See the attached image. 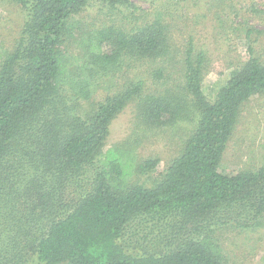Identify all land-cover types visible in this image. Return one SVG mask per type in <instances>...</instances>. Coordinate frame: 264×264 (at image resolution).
Wrapping results in <instances>:
<instances>
[{
	"label": "trees",
	"instance_id": "trees-1",
	"mask_svg": "<svg viewBox=\"0 0 264 264\" xmlns=\"http://www.w3.org/2000/svg\"><path fill=\"white\" fill-rule=\"evenodd\" d=\"M10 1L22 6L26 20L14 48L0 50V248L18 238L16 247L32 248L40 264H229L213 217L240 207L246 226L264 221V165L240 173L220 168L243 105L264 93V62L251 57L231 72L212 102L203 91L207 56L189 40L183 90L200 121L149 187L134 178L154 171L160 160L138 161L124 145L107 148L110 126L134 100L146 126L179 121L186 106L175 95L144 93L139 81L97 103L91 116L78 107L118 88L116 78L130 59L170 55L162 12L127 32L116 25L84 28L76 18L93 2L117 9L132 0ZM155 76L164 77L163 70ZM82 169L94 170V185L70 199L68 182ZM128 236L131 243L152 237L175 247L159 255L130 251Z\"/></svg>",
	"mask_w": 264,
	"mask_h": 264
},
{
	"label": "rangeland",
	"instance_id": "rangeland-1",
	"mask_svg": "<svg viewBox=\"0 0 264 264\" xmlns=\"http://www.w3.org/2000/svg\"><path fill=\"white\" fill-rule=\"evenodd\" d=\"M158 11L170 25V55L164 60L130 59L116 78L118 88L100 91L91 101L78 107L79 112L91 116L97 103L139 81L144 83V93L175 95L186 106L185 114L179 121L163 127L146 126L147 123L138 118L137 100H134L110 126L107 148L124 145L134 148L138 161L148 158L160 160L154 171L134 178V182L149 187L182 153L200 121L201 115L193 105V97L185 96L183 90L182 62L189 40L192 39L196 53L203 52L207 56L203 91L212 102L231 72L240 69L251 57L264 62V0H132L117 9L93 2L76 19L88 29L116 25L129 32L135 27L150 24ZM25 20L26 12L19 3L0 0V50L14 48ZM160 70H163L164 77L158 79L155 73ZM263 165L264 93H261L243 105L220 168L226 173H240L257 171ZM79 172L73 182H68V189L72 187L70 199L86 195L94 185L93 169ZM229 210L212 219V229L222 245L225 261L229 264H264V221L260 226H246L250 223L245 221L244 209L234 207ZM130 239L128 236L124 240L128 250L139 253L159 255L175 247L160 238L159 241L150 237L137 244L131 243L135 240ZM19 243L21 246L28 245L22 238H19ZM16 245L18 238L12 240V247L0 248V264H40L32 248L19 250ZM12 253H16L17 258L14 259ZM19 254L24 256L23 261L18 260Z\"/></svg>",
	"mask_w": 264,
	"mask_h": 264
}]
</instances>
